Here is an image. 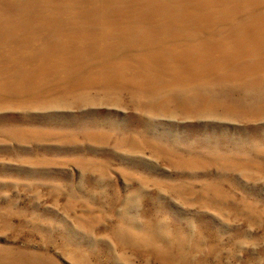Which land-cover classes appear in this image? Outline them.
Wrapping results in <instances>:
<instances>
[{"label":"rangeland","instance_id":"374dc122","mask_svg":"<svg viewBox=\"0 0 264 264\" xmlns=\"http://www.w3.org/2000/svg\"><path fill=\"white\" fill-rule=\"evenodd\" d=\"M0 264H264V0H0Z\"/></svg>","mask_w":264,"mask_h":264}]
</instances>
